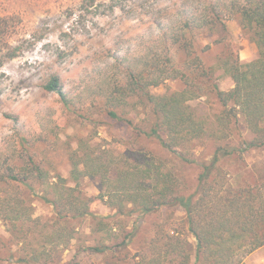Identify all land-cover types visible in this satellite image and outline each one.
<instances>
[{
  "label": "trees",
  "instance_id": "trees-1",
  "mask_svg": "<svg viewBox=\"0 0 264 264\" xmlns=\"http://www.w3.org/2000/svg\"><path fill=\"white\" fill-rule=\"evenodd\" d=\"M178 11L179 18L170 27L159 22L160 33L152 44L144 46L145 53L112 55L108 79L103 86L94 83L90 101L102 95L107 114L128 123L131 120L124 108L133 99L147 106L153 120L142 133L155 137L183 161H192L187 148L195 141L210 140L215 148L211 159L200 163L195 190L182 194L180 180L146 152L127 149L115 153L109 144L96 152L80 139L69 155L73 185L54 176L49 181L50 191L41 196L52 207L50 225L33 216L18 195H4L0 189V219L25 250L16 259L18 263L59 264L60 252L74 237V228L66 220L91 215L94 200L119 213H148L175 205L183 209L193 242L176 227L165 235L160 229L161 233L135 253V264H243L247 255L264 246V160L251 165L253 178L242 183L229 181L219 160L221 155L239 158L245 150L264 147V0H203L192 11L186 7ZM233 18L256 46L255 57L244 63L239 61L238 51L224 41L225 22ZM9 28L10 22L0 18V40ZM213 34L217 36L213 43L224 42V50L212 66H204L195 53V42L199 36ZM224 77L232 81L228 89H221L216 82ZM176 80L182 83L181 89L153 92L162 83ZM44 89L57 94L66 107L80 106L76 96L64 92L57 74L50 76ZM209 93L222 108L206 122L188 102ZM236 127L240 134L248 135H241L239 146L231 142ZM29 164L19 168L0 165V188L33 179L44 182L41 161L29 160ZM82 178L97 181L99 191L94 198L81 190ZM34 239L37 245L33 247ZM107 249L104 244L86 246L72 263L93 264L87 259Z\"/></svg>",
  "mask_w": 264,
  "mask_h": 264
},
{
  "label": "rangeland",
  "instance_id": "rangeland-1",
  "mask_svg": "<svg viewBox=\"0 0 264 264\" xmlns=\"http://www.w3.org/2000/svg\"><path fill=\"white\" fill-rule=\"evenodd\" d=\"M202 3L203 0H0V18L10 22L0 40V165L30 167L29 160H40L46 173L44 182L33 179L25 184L3 185L2 194L18 195L33 216L50 225L54 219L52 207L41 196L50 191L49 181L54 176L66 178L67 184L73 185L69 155L80 139L96 152L105 144L115 153L127 149L146 152L161 160L180 180L182 194L193 192L200 163L210 160L215 148L210 140L195 141L193 147L187 148L192 161H183L155 137L142 133L153 120L147 106L133 99L124 108L131 120L128 123L112 119L104 110L103 96L90 101V93L94 83L103 86L108 79L113 54L145 53L144 46L152 44L160 33L159 22L170 27L179 18L180 8L192 11ZM225 23L224 41L238 51L240 62L250 61L256 55V46L249 34L240 29L237 18ZM216 37L199 36L195 42V53L204 66H212L224 50V42L213 43ZM53 74L61 78L64 92L76 96L80 106L66 107L57 94L44 89ZM216 82L221 89L232 86L229 77ZM181 88L180 81H166L153 92ZM188 103L206 122L222 108L211 93ZM238 128L231 133L235 144L244 134ZM219 160L229 181L242 183L253 178L251 165L264 160V147L245 150L239 158L221 155ZM80 188L90 198L99 191L97 181L89 178L81 179ZM91 212L89 216L66 220L74 228V237L60 252L59 264H73L72 258L82 255L81 249L102 244L108 249L90 256L88 261L135 264V253L146 247L160 229L165 235L172 234L170 229L176 227L193 242L186 229L185 213L178 205L148 213H119L94 200ZM36 245L35 240L32 246ZM24 254L21 243L0 219V264H22L16 259ZM243 264H264V246L247 255Z\"/></svg>",
  "mask_w": 264,
  "mask_h": 264
}]
</instances>
